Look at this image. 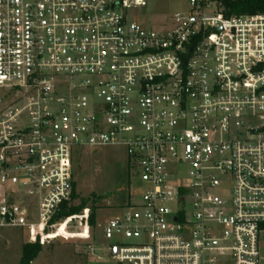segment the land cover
<instances>
[{
  "label": "built area",
  "instance_id": "2783aa9c",
  "mask_svg": "<svg viewBox=\"0 0 264 264\" xmlns=\"http://www.w3.org/2000/svg\"><path fill=\"white\" fill-rule=\"evenodd\" d=\"M166 1L0 0V231L44 246L77 153L122 148L142 193L99 264H262L264 14Z\"/></svg>",
  "mask_w": 264,
  "mask_h": 264
},
{
  "label": "rangeland",
  "instance_id": "374dc122",
  "mask_svg": "<svg viewBox=\"0 0 264 264\" xmlns=\"http://www.w3.org/2000/svg\"><path fill=\"white\" fill-rule=\"evenodd\" d=\"M163 7L166 14L174 15L183 9V3L168 0ZM207 15L215 14L210 12ZM73 178L77 198L69 202L72 206H78L86 200L87 206L79 214L85 211L91 214L94 210L96 225L82 228L76 218L63 216L58 221L50 241L47 240L33 264H99L97 256L104 255L103 251L108 246L117 243L116 236L112 240L106 239L104 228L119 217L127 205L136 202V197L142 193L141 182L129 170L127 155L122 148L80 150L74 158ZM1 192L3 188L0 187ZM28 239L27 230L2 229L0 264H20L22 248ZM88 244L100 250L96 256L87 252ZM262 253L264 256V237Z\"/></svg>",
  "mask_w": 264,
  "mask_h": 264
},
{
  "label": "trees",
  "instance_id": "16d2710c",
  "mask_svg": "<svg viewBox=\"0 0 264 264\" xmlns=\"http://www.w3.org/2000/svg\"><path fill=\"white\" fill-rule=\"evenodd\" d=\"M223 5L225 7L226 14L229 16L264 14V0H228L224 1ZM76 198V187L74 183L71 200L73 201ZM86 206V200H83L78 206H72L70 202H68L63 206L61 216L77 215L82 212ZM89 224L91 227L96 225V212L94 210H92L90 214ZM42 250L43 246L39 242L23 245L20 264H33Z\"/></svg>",
  "mask_w": 264,
  "mask_h": 264
}]
</instances>
